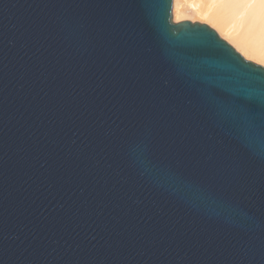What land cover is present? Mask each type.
<instances>
[{"label": "water", "instance_id": "95a60500", "mask_svg": "<svg viewBox=\"0 0 264 264\" xmlns=\"http://www.w3.org/2000/svg\"><path fill=\"white\" fill-rule=\"evenodd\" d=\"M86 0H0V264H30L12 255L39 248L38 264H60L88 237L89 248L124 240L121 256L106 264H223L213 256L230 243L264 236V161L216 116L197 84L178 71L171 50L180 40L214 38L203 62L219 71L264 72L205 23L172 20V0H155L151 29L124 14L115 31L73 41L65 16L83 13ZM154 83L189 109L221 151L236 156L255 179L240 186L219 181L206 195L196 176H179L126 157L121 140L143 128L137 112L142 61ZM150 66V67H152ZM191 100V104H189ZM166 122L151 143L163 152ZM166 155V153H165ZM181 170L187 160L173 161ZM69 245L71 248H69ZM59 253V255H57Z\"/></svg>", "mask_w": 264, "mask_h": 264}, {"label": "snow or ice", "instance_id": "6c2138e0", "mask_svg": "<svg viewBox=\"0 0 264 264\" xmlns=\"http://www.w3.org/2000/svg\"><path fill=\"white\" fill-rule=\"evenodd\" d=\"M201 2L210 5H264V0ZM155 7V0H86L84 12L65 16L63 28L73 41H94L98 37H109L115 31L113 17L124 14L151 29ZM214 44H218V41L214 42L211 34L204 40L178 39L170 52L175 65L173 71L183 73L193 82L203 85L204 93L214 105L216 116L244 145L245 155L251 153L264 161V72L249 66H245L246 70L222 72L204 63L203 58L214 53ZM152 65L151 60L142 61L138 74V79L143 83L137 91V99L143 98L145 106L139 109L137 116L143 121V128L123 136L121 148L125 156L140 159L146 167L157 171H161L160 166L164 165L168 172L175 171L181 177L196 176L198 179L193 186L205 195L209 191H217L221 180L240 186L253 181L254 174L236 156L221 151L218 143L204 134L182 100L170 98L163 88L156 87ZM162 121L166 122L167 129L163 152H160L151 139ZM177 158L187 160L192 168L181 170L173 163ZM259 180L264 183V167L261 168ZM3 228L4 225L0 223V231ZM86 240L88 237L76 244L74 255L57 253L60 264H106L108 260L121 256L125 248L124 240H113L107 247L101 248H89ZM27 251L17 249L12 255L17 260L38 264L42 255L39 248L32 247L28 256L25 255ZM188 252H191V248L184 251L182 259L192 264ZM7 254V249L0 247V261ZM213 256L222 259L223 264H264V236L259 243H230L223 249H216Z\"/></svg>", "mask_w": 264, "mask_h": 264}, {"label": "bare ground", "instance_id": "6f19581e", "mask_svg": "<svg viewBox=\"0 0 264 264\" xmlns=\"http://www.w3.org/2000/svg\"><path fill=\"white\" fill-rule=\"evenodd\" d=\"M234 17L254 25L260 32L259 35H264V5L259 3L210 5L202 3L201 0H172L174 22L194 18L208 21L215 25L219 33L229 39L245 57L264 63V43L255 38L256 36L249 39L250 35L245 37L239 32L240 27L237 22L242 21H236L237 18Z\"/></svg>", "mask_w": 264, "mask_h": 264}, {"label": "rangeland", "instance_id": "374dc122", "mask_svg": "<svg viewBox=\"0 0 264 264\" xmlns=\"http://www.w3.org/2000/svg\"><path fill=\"white\" fill-rule=\"evenodd\" d=\"M233 18V17H232ZM235 19L237 18V17H234ZM188 20H190V19H188ZM239 21V20H241V19H236V21ZM192 22H194V21H197V22H201V23H205V24H207L208 26H210L212 29H214L216 32H217V34L219 35V37H221L223 40H225L227 43H229L237 52H239L245 59H247V60H250V61H252V62H254V63H256V64H259V65H262L263 67H264V63L263 62H259V61H256L255 59H251V58H247V57H245L241 52H240V50H238L236 47H235V45L229 40V39H227V38H224L223 37V35H221L220 33H219V31H218V28L215 26V27H213V25H212V23H210V22H208V21H202V20H200V19H198V18H194L193 20H191ZM242 22H237L238 23V25H239V27H240V29H239V32H241L245 37L246 36H248V35H250V37H249V39L250 38H253V37H255V38H258V40L259 41H262V44L264 43L263 41H264V35H259V31H257V28L254 26V25H251V24H247L248 22L247 21H245V20H241ZM174 22V21H173ZM175 22H177V21H175ZM255 28H256V30H255ZM250 29H252V30H250ZM241 30V31H240ZM243 32H245V33H243ZM259 32V33H258ZM252 34H254L253 36H251ZM257 35H258V37H257ZM254 38V39H255ZM260 38V39H259ZM263 39V40H262Z\"/></svg>", "mask_w": 264, "mask_h": 264}]
</instances>
